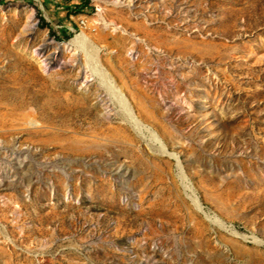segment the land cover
<instances>
[{"label": "rangeland", "instance_id": "374dc122", "mask_svg": "<svg viewBox=\"0 0 264 264\" xmlns=\"http://www.w3.org/2000/svg\"><path fill=\"white\" fill-rule=\"evenodd\" d=\"M71 4L0 0V264H264V0Z\"/></svg>", "mask_w": 264, "mask_h": 264}, {"label": "trees", "instance_id": "16d2710c", "mask_svg": "<svg viewBox=\"0 0 264 264\" xmlns=\"http://www.w3.org/2000/svg\"><path fill=\"white\" fill-rule=\"evenodd\" d=\"M70 1H72V4H71V8L70 7L69 8L71 9V11H73V13H81L82 11L85 10L86 7H88V3H89V0H70ZM51 34L59 38L53 29H51Z\"/></svg>", "mask_w": 264, "mask_h": 264}, {"label": "bare ground", "instance_id": "6f19581e", "mask_svg": "<svg viewBox=\"0 0 264 264\" xmlns=\"http://www.w3.org/2000/svg\"><path fill=\"white\" fill-rule=\"evenodd\" d=\"M33 20L34 19L31 16H29L28 21H27L28 25H30L33 22ZM85 23H86V20H85ZM85 38H86V35H84V33H83V35H78L76 37V40L80 41L83 45H85L86 44V39ZM52 41H54V40H52ZM58 44L61 45L62 43H58ZM72 44L73 43L71 42V43L66 44V45H72ZM40 55H43V52H41Z\"/></svg>", "mask_w": 264, "mask_h": 264}, {"label": "built area", "instance_id": "2783aa9c", "mask_svg": "<svg viewBox=\"0 0 264 264\" xmlns=\"http://www.w3.org/2000/svg\"><path fill=\"white\" fill-rule=\"evenodd\" d=\"M76 24L81 31H83L84 28H91L92 31L96 30V27H93V24L85 23V18H78Z\"/></svg>", "mask_w": 264, "mask_h": 264}, {"label": "water", "instance_id": "95a60500", "mask_svg": "<svg viewBox=\"0 0 264 264\" xmlns=\"http://www.w3.org/2000/svg\"><path fill=\"white\" fill-rule=\"evenodd\" d=\"M50 39H52V40H54L55 42H57L53 37H51ZM57 43H59V42H57Z\"/></svg>", "mask_w": 264, "mask_h": 264}, {"label": "crops", "instance_id": "0c3cea01", "mask_svg": "<svg viewBox=\"0 0 264 264\" xmlns=\"http://www.w3.org/2000/svg\"><path fill=\"white\" fill-rule=\"evenodd\" d=\"M46 1H48V0H46ZM51 2H53V0H50Z\"/></svg>", "mask_w": 264, "mask_h": 264}]
</instances>
